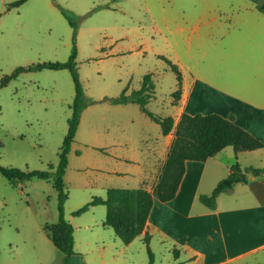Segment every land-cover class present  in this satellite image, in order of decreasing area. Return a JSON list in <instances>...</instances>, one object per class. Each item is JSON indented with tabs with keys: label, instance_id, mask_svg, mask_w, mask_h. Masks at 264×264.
<instances>
[{
	"label": "rangeland",
	"instance_id": "rangeland-1",
	"mask_svg": "<svg viewBox=\"0 0 264 264\" xmlns=\"http://www.w3.org/2000/svg\"><path fill=\"white\" fill-rule=\"evenodd\" d=\"M14 1L0 0V166L23 171L56 168L75 98L68 70L23 72L3 85L17 68L66 62L76 46L88 105L64 177L68 196L64 213L74 228L76 254L64 262L63 253L43 231L45 224L58 221V192L52 183L32 179L13 187L0 174V264H149L147 247L153 264H206L204 257L190 261L188 250L176 254L175 242L155 229L148 246L145 235L123 244L111 228L104 227V206L78 217L72 214L94 197L105 198L108 189L138 188L132 174L111 173L136 171L134 164L117 163L114 155L135 158L161 134L160 126L138 105L116 106L107 99L125 89L129 94L140 89L144 77L151 75L155 96L147 109L176 117L172 94L177 77L164 59L179 66L189 85L196 71L209 76V65L219 59L217 41L230 37V18L243 5L255 8V4L249 0H27L8 10ZM212 21L221 22L207 26ZM221 24L226 27L219 36ZM253 152L245 154L253 155L247 157L250 161L255 160ZM213 178L205 175L202 192ZM235 264H264V250Z\"/></svg>",
	"mask_w": 264,
	"mask_h": 264
},
{
	"label": "crops",
	"instance_id": "crops-1",
	"mask_svg": "<svg viewBox=\"0 0 264 264\" xmlns=\"http://www.w3.org/2000/svg\"><path fill=\"white\" fill-rule=\"evenodd\" d=\"M230 21V37L217 41L215 47L219 59L215 58L209 65V76L196 71L189 85L182 75L181 97L174 105L178 114L172 118L176 126L183 114L232 116L239 127L264 144V14L256 6L246 4L237 9ZM220 22L213 25L212 21L207 26L214 28ZM225 27L221 24L217 28L219 36L224 34ZM129 104L133 103L116 106ZM174 140L173 132L163 135L161 131L153 145L146 146L137 157L114 155L117 163L134 164L136 171L115 170L111 173L119 177L132 174L140 185L135 189H147L153 196V207L141 235L150 238L152 229L162 231L175 242L177 253L188 250L191 252L190 261L204 257L206 264H235L263 251L264 173L250 177L248 174L246 183L237 184L219 195L216 210H209L201 204L198 196L211 194L235 162L242 168H264V148L253 152L254 161L247 158L253 155H245L249 152L236 156L231 147L205 162L187 161L176 197L161 203L156 197V187ZM246 159L248 163L243 162ZM205 175L216 178L202 192ZM199 203L204 208L199 207Z\"/></svg>",
	"mask_w": 264,
	"mask_h": 264
},
{
	"label": "trees",
	"instance_id": "trees-1",
	"mask_svg": "<svg viewBox=\"0 0 264 264\" xmlns=\"http://www.w3.org/2000/svg\"><path fill=\"white\" fill-rule=\"evenodd\" d=\"M27 0H15L8 5V10L18 8ZM257 10L264 14V0H250ZM69 19L68 15L65 14ZM70 24L74 26L70 20ZM77 49L73 47L72 53L66 62H46L29 67L17 68L10 76H6L3 85L18 77L23 72L42 70H68L75 89V98L72 106V115L68 120V131L59 151V164L56 168L50 166L48 171H23L18 168L0 166V174L12 185L17 187L32 179L51 182L58 192V221L55 224H45L43 231L55 248L64 255V262L76 253L74 251V228L65 219L64 204L68 198L65 192L64 177L68 167V155L75 141L82 111L87 107L84 90L80 81L76 63ZM170 69L176 74L177 89L172 94L173 105L180 100L182 93V73L179 67L171 61L164 59ZM125 89L118 97L107 99L112 104L133 103L139 105L142 112L152 121L157 123L163 135L174 133V144L167 159L164 172L156 187V197L159 202L166 203L176 197L178 188L185 174L187 161L205 162L227 147H231L236 156L242 152H253L264 148V144L249 132L239 127L231 116L224 118L216 114L188 115L183 114L175 126L172 117L155 115L147 109V105L155 96V84L151 75H146L140 89L130 94ZM264 173V168H242L238 162L232 165L229 174L220 180L211 194L199 195L198 200L209 210H216V199L226 193L235 185L247 182V175L259 176ZM153 196L144 188L139 189H108L105 198L94 197L86 205L73 212L78 217L88 212L91 208L104 206L106 216L104 227L111 228L116 237L125 245L130 244L141 235L145 228L153 207ZM148 246L149 236H145ZM149 264L154 263V257L147 247ZM176 254H178L175 251Z\"/></svg>",
	"mask_w": 264,
	"mask_h": 264
},
{
	"label": "water",
	"instance_id": "water-1",
	"mask_svg": "<svg viewBox=\"0 0 264 264\" xmlns=\"http://www.w3.org/2000/svg\"><path fill=\"white\" fill-rule=\"evenodd\" d=\"M250 176H252V175L249 174V177H250Z\"/></svg>",
	"mask_w": 264,
	"mask_h": 264
}]
</instances>
